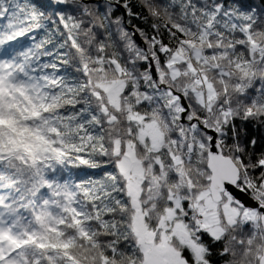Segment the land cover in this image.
<instances>
[{"label":"snow or ice","instance_id":"6c2138e0","mask_svg":"<svg viewBox=\"0 0 264 264\" xmlns=\"http://www.w3.org/2000/svg\"><path fill=\"white\" fill-rule=\"evenodd\" d=\"M0 264H264V0H0Z\"/></svg>","mask_w":264,"mask_h":264}]
</instances>
